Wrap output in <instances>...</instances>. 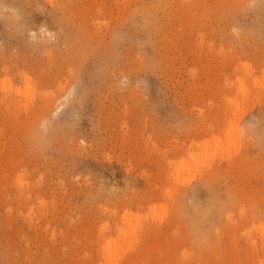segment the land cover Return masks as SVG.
<instances>
[{
  "label": "rangeland",
  "instance_id": "374dc122",
  "mask_svg": "<svg viewBox=\"0 0 264 264\" xmlns=\"http://www.w3.org/2000/svg\"><path fill=\"white\" fill-rule=\"evenodd\" d=\"M0 264H264V0H0Z\"/></svg>",
  "mask_w": 264,
  "mask_h": 264
},
{
  "label": "clouds",
  "instance_id": "9594fccd",
  "mask_svg": "<svg viewBox=\"0 0 264 264\" xmlns=\"http://www.w3.org/2000/svg\"><path fill=\"white\" fill-rule=\"evenodd\" d=\"M40 128H41V130L46 132L47 131V122L46 121L42 122L40 125Z\"/></svg>",
  "mask_w": 264,
  "mask_h": 264
}]
</instances>
